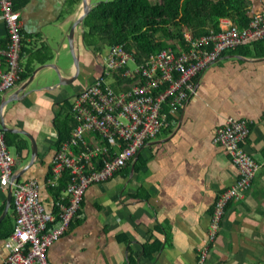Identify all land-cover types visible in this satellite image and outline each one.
Masks as SVG:
<instances>
[{
	"label": "crops",
	"instance_id": "1",
	"mask_svg": "<svg viewBox=\"0 0 264 264\" xmlns=\"http://www.w3.org/2000/svg\"><path fill=\"white\" fill-rule=\"evenodd\" d=\"M89 1L94 7L98 4ZM249 1L250 16L264 13V0ZM17 2L22 4L16 8L14 3L23 35L21 72H26L31 59L34 70L26 80L0 94V121L2 118L6 128L15 130L4 131L8 138L25 144L20 154L15 146L9 147L10 153L15 152V156L11 153L14 176L19 182L37 180L42 202L53 211L56 202L48 179L56 152L57 104L101 74L98 54L103 52L85 49L84 26L79 25L74 42L79 78L84 75V83L77 80L35 90L34 80L14 100L41 65L54 64L65 80L73 76L67 41L63 47L57 46L83 14V0ZM8 43V30L0 15L2 70L6 69L3 53ZM197 82L196 97L183 106L175 126L143 147L138 159L114 178L90 186L82 202V219L74 220L70 231L49 248L50 264H130L131 260L135 264H198L201 252L207 253L204 264H264V55H256L252 46L249 53L245 49L227 51ZM229 117L251 125L245 145L260 170L245 197L226 206L218 235L209 240L217 198L239 178L230 157L214 142L216 129ZM22 132L35 140V157L31 139ZM9 194L0 184V264L6 259L5 240L15 222ZM145 246L152 255H145Z\"/></svg>",
	"mask_w": 264,
	"mask_h": 264
},
{
	"label": "built area",
	"instance_id": "2",
	"mask_svg": "<svg viewBox=\"0 0 264 264\" xmlns=\"http://www.w3.org/2000/svg\"><path fill=\"white\" fill-rule=\"evenodd\" d=\"M15 1L0 0V15L9 34L3 53L6 69H0V94L17 86L22 71L23 35ZM220 28L200 37L185 31V48L178 46L179 53L168 47L142 63L122 45L98 54L102 72L72 97L75 127L50 164L49 185H58L64 173L70 178L62 198L66 203H58L59 219L42 203L37 180H13L15 160L0 129V184L12 192L15 213L3 264H50L49 248L69 230L90 186L114 178L135 162L143 147L175 126L183 106L196 97L197 79L226 51L264 40V13L254 15L245 28L228 19L221 21ZM250 132L251 125L235 117L215 131V144L230 157L239 178L217 198L209 240L217 237L226 206L245 197L260 170L246 149ZM206 256L201 252L198 264H204Z\"/></svg>",
	"mask_w": 264,
	"mask_h": 264
},
{
	"label": "trees",
	"instance_id": "3",
	"mask_svg": "<svg viewBox=\"0 0 264 264\" xmlns=\"http://www.w3.org/2000/svg\"><path fill=\"white\" fill-rule=\"evenodd\" d=\"M17 1L15 7L19 8L22 4L20 3L18 6ZM252 17L250 16L249 0L101 1L93 7L83 21V46L85 49H91L97 54L102 52L105 47L122 45L134 55L137 63H142L150 55L157 54L168 47H172L179 53L180 48L178 46L185 48V31H190L194 37L209 35L212 32L217 33L220 32L221 21L224 19L232 21L242 29L249 25ZM171 41L175 42L174 45H171ZM263 43L264 40L234 50L241 51L245 49L249 53L252 46L256 51V55L261 56L264 55ZM32 60L29 61L26 72H21L19 81L26 80L33 72ZM72 105L73 98L57 104L56 150L71 138L75 127ZM5 138L8 147L15 146L18 154L25 148L23 142L8 138L6 133ZM69 181L68 174L64 173L58 181V185L49 186L56 202L53 212L57 219H59L61 213V207L58 203H66V200H62V198ZM76 219H78L77 221L82 219L81 210L71 221L68 231H70L74 225L73 221ZM145 247V255H152L148 252L147 246ZM130 264H135L134 260H131Z\"/></svg>",
	"mask_w": 264,
	"mask_h": 264
},
{
	"label": "water",
	"instance_id": "4",
	"mask_svg": "<svg viewBox=\"0 0 264 264\" xmlns=\"http://www.w3.org/2000/svg\"><path fill=\"white\" fill-rule=\"evenodd\" d=\"M93 7H94V5L91 3V1L83 0V14L79 18V20L75 21L71 25L68 34H66L62 38H60V40L58 42V46H57L58 49L63 47L65 41H67V43H68V48H69L70 54L72 56L73 63H74V69H75L73 76L69 80H65L54 64L41 65L38 69H36L34 71L32 77L26 83L24 88H22L18 93H15L16 98L14 97L13 98L14 100H18L17 96H19L23 90H26V88L34 80L36 82V89L35 90L60 87V86H65L67 84L70 85V84H73L74 82H76L78 80L80 73H81V67H80L79 55L77 53V47H76L75 42H74V34H75V31L78 28V26L83 25V21H84L85 17L90 13V11L93 9ZM56 55L59 56L60 53L56 52ZM31 92H33V91L31 90V91L25 92V94H23L22 97L27 96ZM10 101L11 100H7V103H10ZM0 129L5 131V132L15 131V130H11V129L6 128L5 123L3 122L2 118L0 121ZM22 133L27 135L31 139L32 144H33V157H35L37 155V144H36L35 140H33L28 134H26L24 132H22ZM139 153L136 156L135 160L138 159ZM17 179H18V176L13 177V180H17ZM11 201H12V192L10 191V194L8 197V205L11 203Z\"/></svg>",
	"mask_w": 264,
	"mask_h": 264
},
{
	"label": "rangeland",
	"instance_id": "5",
	"mask_svg": "<svg viewBox=\"0 0 264 264\" xmlns=\"http://www.w3.org/2000/svg\"><path fill=\"white\" fill-rule=\"evenodd\" d=\"M101 1H108V0H93V3H99V2H101ZM156 1H157V0H151V2H156ZM86 31H87V30H86ZM174 32L177 33L176 30H174ZM89 50L91 51V49H89ZM107 50H108V48L105 47V48L102 50V52H105V51H107ZM92 58H93V57H92V55H91L90 65H91V67H94L93 65H95L96 62H94V60H93ZM72 60H73V59H72ZM58 62H59L60 65H62L63 58H61ZM129 67H130V68H134V65H133L132 63H130V64H129ZM88 75L93 76L92 74H88ZM84 79H85V76L82 75L81 78L78 79V83L83 84V83H84ZM86 81H87V78H86ZM108 82L110 83L111 80H108ZM11 153H12L13 156H15V152H14V150H11Z\"/></svg>",
	"mask_w": 264,
	"mask_h": 264
}]
</instances>
